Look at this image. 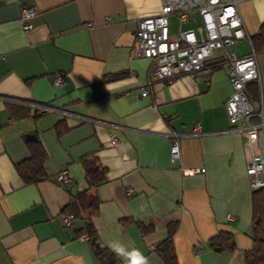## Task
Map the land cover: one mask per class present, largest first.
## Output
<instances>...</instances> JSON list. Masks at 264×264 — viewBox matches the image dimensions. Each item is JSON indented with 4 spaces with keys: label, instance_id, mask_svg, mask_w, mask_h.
<instances>
[{
    "label": "crops",
    "instance_id": "1",
    "mask_svg": "<svg viewBox=\"0 0 264 264\" xmlns=\"http://www.w3.org/2000/svg\"><path fill=\"white\" fill-rule=\"evenodd\" d=\"M162 6L163 0H0V264H124L109 247L115 242L139 249L149 264H164L155 249L171 224L178 264H245L254 233L251 152L246 135L234 130L242 122L234 126L225 106L233 92L229 70L211 64L165 84L152 82L150 60L129 57L139 21ZM24 8L38 11L29 32L20 19ZM240 11L250 38L228 51L257 55L264 116V51L253 44L264 0H245ZM189 17L182 29L203 26L199 12ZM169 22L171 38L179 39L178 17ZM58 73L65 81L57 86ZM172 132L180 161L171 159ZM27 134L39 136L48 156V177L36 184H25L16 170L31 155ZM91 156L106 170L98 185L83 164ZM85 191L100 200L91 219L113 262H101L82 239L85 220L65 224L66 206ZM221 231L234 235V252L211 250Z\"/></svg>",
    "mask_w": 264,
    "mask_h": 264
},
{
    "label": "built area",
    "instance_id": "2",
    "mask_svg": "<svg viewBox=\"0 0 264 264\" xmlns=\"http://www.w3.org/2000/svg\"><path fill=\"white\" fill-rule=\"evenodd\" d=\"M245 0H163L159 15L145 17L139 21L134 42L129 51L131 59L146 58L151 61L152 82L169 84L183 75H194L198 71L210 70L211 64L227 68L233 87L231 96L225 102L229 120L235 126L236 132L246 135V145L250 149V160L247 173L251 177L253 188H264V149L259 143L264 141V120L262 103L256 101L247 91L250 82L261 85V73L257 55L251 53L238 57L228 51L229 47L241 40L249 39L241 11L240 3ZM197 11L203 19V26L196 31L184 30L182 26L191 21L189 12ZM38 15L35 8H24L21 12L23 30L33 29L31 20ZM171 15H176L179 21V39L170 35ZM91 26V24H89ZM64 74L54 76L55 85H63ZM143 97L149 95L143 92ZM50 109V108H49ZM171 159L181 160V146L178 134L171 133ZM113 145L118 141L113 138ZM186 175L204 172V169H184ZM59 180L67 182L65 172L59 174ZM134 190L129 189L130 194ZM73 216L65 217V224L70 226ZM88 235L82 239L87 240Z\"/></svg>",
    "mask_w": 264,
    "mask_h": 264
},
{
    "label": "trees",
    "instance_id": "3",
    "mask_svg": "<svg viewBox=\"0 0 264 264\" xmlns=\"http://www.w3.org/2000/svg\"><path fill=\"white\" fill-rule=\"evenodd\" d=\"M253 44L258 51H264V24L257 35L253 37ZM247 91L256 100H260L261 89L258 82H250ZM31 155L16 164V170L25 184H36L48 177L47 152L39 136L27 134L24 137ZM87 179L92 185H98L106 180V170L101 168L95 156L85 158L83 161ZM253 215V246L245 253V264H264V188H253L251 197ZM100 200L88 192L78 193L73 196L66 206L65 214H71L74 219L85 220V232L92 242L97 257L101 262L110 260L108 250L99 240L97 231L91 219V215L99 209ZM142 232H148L150 227L141 226ZM177 224H171L168 228L167 238L155 249L164 264H178L174 247V234ZM234 235L227 231H221L210 239V248L216 254L234 252L237 249ZM113 262V258L111 259Z\"/></svg>",
    "mask_w": 264,
    "mask_h": 264
},
{
    "label": "clouds",
    "instance_id": "4",
    "mask_svg": "<svg viewBox=\"0 0 264 264\" xmlns=\"http://www.w3.org/2000/svg\"><path fill=\"white\" fill-rule=\"evenodd\" d=\"M118 257H120L124 264H149V259L139 249H128L123 244L115 242L109 245Z\"/></svg>",
    "mask_w": 264,
    "mask_h": 264
}]
</instances>
